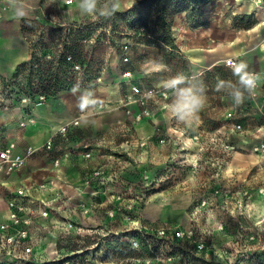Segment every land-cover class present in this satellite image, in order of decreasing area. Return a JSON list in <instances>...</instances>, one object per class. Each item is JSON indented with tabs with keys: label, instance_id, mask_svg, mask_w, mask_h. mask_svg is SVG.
I'll use <instances>...</instances> for the list:
<instances>
[{
	"label": "rangeland",
	"instance_id": "374dc122",
	"mask_svg": "<svg viewBox=\"0 0 264 264\" xmlns=\"http://www.w3.org/2000/svg\"><path fill=\"white\" fill-rule=\"evenodd\" d=\"M140 1L133 4L127 0L125 10L110 18L94 20L82 15L78 6L71 8L65 17L59 15L58 18H72L74 22L85 24L88 28L81 32L82 36L89 37L94 30L92 27L96 28L99 38L88 64L90 77L84 85L76 93L73 88L59 89L45 103L54 115H73L78 109L79 98L88 89L96 102H105L110 107L85 117L91 120L83 119L81 133L92 140L106 138L109 144L104 149L113 155V160L109 161L116 167H124L119 183L125 196L146 193L139 211L142 221L182 226L193 224L202 228L210 227L211 222L221 216L227 222V230H211L205 236L206 241L215 246L241 243L251 228H264V225L253 227V223L264 217V193L260 192L264 189V154L252 150L255 143L264 141V101L252 100L246 94L244 102L237 106L226 92L215 89L219 80L237 82L231 68L225 66L229 57L246 63L248 71L264 75V3L207 0L201 5L204 24L193 27L186 12L180 10L181 5L175 6L172 0ZM161 6L169 23V44L154 38ZM142 22L146 26L138 27ZM56 34V30L48 31L47 47L54 45ZM124 45L129 55V62L124 66L129 67L135 78L144 84L161 85L160 81L177 73L194 77L203 84L206 101L195 120L181 122L170 114L168 106L172 95L165 101L167 105L154 110L159 131L196 129L201 135L197 143L184 138L186 143L158 146L153 139L156 131L151 120L133 122L122 108L115 107L126 90L119 76ZM149 60L162 61L170 71L146 75L142 65ZM98 71L105 80L96 85L92 79ZM261 91L264 92V84ZM228 111L234 112L236 119L242 122L240 131L230 128V122L225 118ZM134 136H149L147 146L139 149L131 145L126 152L123 151V145L120 146L122 138L132 140ZM212 136L216 140L211 139ZM224 143L230 145L226 151ZM199 146L202 148L201 163L192 169L190 154ZM143 174L149 175L147 183L141 181ZM216 188L218 192H214ZM224 194L227 196L222 197ZM203 196H209L210 203L206 209L200 208L193 222L191 212L199 206ZM208 208H212L207 211L210 216L205 213ZM230 212L235 216L230 217ZM257 239L255 243L264 245V236ZM96 264L103 263L97 261Z\"/></svg>",
	"mask_w": 264,
	"mask_h": 264
},
{
	"label": "built area",
	"instance_id": "2783aa9c",
	"mask_svg": "<svg viewBox=\"0 0 264 264\" xmlns=\"http://www.w3.org/2000/svg\"><path fill=\"white\" fill-rule=\"evenodd\" d=\"M256 1L264 3V0ZM23 3L31 11L27 22L34 32L29 39L28 61L32 60V70L41 61L43 65L46 61L56 63L62 58L68 67L67 85L72 88L83 86L90 77L88 64L99 33L92 27L94 30L89 37L76 38L78 31L83 32L88 27L64 17L71 8H77L78 0H36L33 3L23 0ZM59 15L64 17L58 18ZM50 29L56 30L57 34L53 38L54 45L47 47ZM125 48V45L122 46L123 66L119 69V76L126 90L115 107L122 108L133 122L151 120L156 131L153 139L158 146H176L183 143L184 138L197 143L201 135L196 129L159 131L154 110L167 105L165 101L172 94L165 92L162 85L144 84L136 79L133 71L124 66L129 62ZM34 57L40 58L39 61L33 60ZM230 62L237 61L229 57L225 66L230 68ZM249 72L258 78L251 99L264 101V92L261 91L264 75L258 71ZM30 79L29 89L34 92L32 96L20 91L19 96L14 98L5 94L8 85L0 88V109L17 107L20 112L17 126L20 129L36 123L35 107L49 98L48 94L39 90L36 77ZM92 80L97 85L103 84L105 79L98 71ZM148 90L155 92L151 99L144 98ZM108 109L110 107L101 101L90 105L83 113L78 111L74 117L60 123L39 146L27 145L17 149L14 140H5L0 136V264H94L97 261L103 264H264V245L255 243L258 237L264 236V228H251L241 243L228 242L215 246L207 242L205 236L211 230H227V222L221 216L211 222L210 227L202 228L193 224L182 226L178 223L142 221L139 211L146 193L125 196L119 183L124 167H116L109 161L113 160V155L104 149L109 144L106 138L92 140L81 133L85 117ZM225 118L232 130L242 129V122L236 119L234 112H226ZM149 138H122L120 146L123 145L125 152L131 145L142 149L147 146ZM211 139L216 140L215 136ZM229 146L224 143V150ZM201 150L199 146L190 154L192 169L201 163ZM252 150L264 154V141L255 143ZM37 152L48 156L50 174L33 172L23 176L21 182H13L10 176L23 169ZM93 157L102 158V162L95 167H81L77 182L71 181L61 167L67 160L85 163ZM148 180L149 175L143 174L141 181L147 183ZM260 192L264 193V189ZM210 200L209 196L201 197L199 206L191 212V221L201 207L206 209ZM211 209L205 210L208 216L207 211ZM230 214V217L235 216L232 212ZM258 225H264V217L253 223V227ZM125 249L132 253L122 254ZM104 251L107 253L103 254Z\"/></svg>",
	"mask_w": 264,
	"mask_h": 264
},
{
	"label": "crops",
	"instance_id": "0c3cea01",
	"mask_svg": "<svg viewBox=\"0 0 264 264\" xmlns=\"http://www.w3.org/2000/svg\"><path fill=\"white\" fill-rule=\"evenodd\" d=\"M35 1L28 0L31 3ZM25 9L26 15L18 19L7 2L0 0V88L4 85V81L13 75L17 66L29 58V39L34 36V32L27 22L31 11L26 6ZM78 111L77 109L73 115L60 117L52 114L48 110V104L43 103L42 106L35 107L36 123L20 129L17 126L19 109L15 106L0 109V136H3L5 140H14L17 143V149H23L27 145L39 146L60 123L71 119ZM90 120V118L84 119V121ZM101 162L102 158L98 157H93L85 162L86 164L73 159L64 161L61 167L71 181L77 182L81 167L86 165L95 167ZM49 167H51V162L48 156L37 152L26 162L23 169L15 172L10 178L13 182L19 183L23 176L33 172L50 174Z\"/></svg>",
	"mask_w": 264,
	"mask_h": 264
},
{
	"label": "clouds",
	"instance_id": "9594fccd",
	"mask_svg": "<svg viewBox=\"0 0 264 264\" xmlns=\"http://www.w3.org/2000/svg\"><path fill=\"white\" fill-rule=\"evenodd\" d=\"M14 15L19 19L26 15L23 0H6ZM135 4L136 0H131ZM127 0H78V9L82 15L92 19L110 18L116 13L125 10ZM230 68L237 82L219 80L216 84L217 92H226L239 106L244 102L245 96L254 94L257 88V76L248 71L244 62H230ZM145 74L151 76L154 73L170 71L162 61L149 60L142 65ZM165 92H170L171 103L168 106L170 114L181 122L195 120L197 114L203 108L206 101V90L203 84L198 83L194 77L177 73L159 82ZM73 93L79 91V85L72 89ZM155 92L148 90L144 93L145 99H151ZM96 99L91 90L86 89L85 94L79 98L78 110L83 113L90 105H94ZM87 123V122H85Z\"/></svg>",
	"mask_w": 264,
	"mask_h": 264
},
{
	"label": "trees",
	"instance_id": "16d2710c",
	"mask_svg": "<svg viewBox=\"0 0 264 264\" xmlns=\"http://www.w3.org/2000/svg\"><path fill=\"white\" fill-rule=\"evenodd\" d=\"M207 0H172L175 6H180L181 11L186 12V18L191 26H199L204 24L202 17V3ZM144 0H141L140 3H143ZM159 23L157 25V30L154 31V38L159 42L164 44H169L170 35H169V23L164 16L163 7L158 10V16L156 18ZM146 26L145 22H142L138 25V27ZM76 38H80L82 36L81 31L76 33ZM40 58L34 57L33 60L39 61ZM32 60H26L19 64L11 77L4 81V85H8L6 87L7 93L6 95L11 94L14 98L18 97L21 92L28 93V95H33V91L29 89L30 78L32 76L36 77L39 85V90L45 92L49 96L54 94L59 89H71L69 85L66 83L67 78V65L63 61L62 58H59L56 63L53 60H49L44 62L42 65V61L39 62V66L32 70L31 66ZM20 78L23 80L20 81ZM64 86V87H63ZM107 251H104L103 254H106ZM129 254L132 253L128 249H125L121 252ZM264 258V257H262ZM96 264V263H94Z\"/></svg>",
	"mask_w": 264,
	"mask_h": 264
},
{
	"label": "bare ground",
	"instance_id": "6f19581e",
	"mask_svg": "<svg viewBox=\"0 0 264 264\" xmlns=\"http://www.w3.org/2000/svg\"><path fill=\"white\" fill-rule=\"evenodd\" d=\"M42 105V103H40L38 106H41Z\"/></svg>",
	"mask_w": 264,
	"mask_h": 264
}]
</instances>
